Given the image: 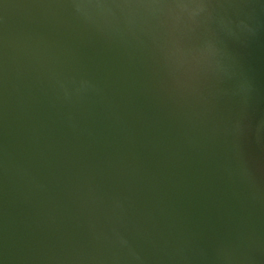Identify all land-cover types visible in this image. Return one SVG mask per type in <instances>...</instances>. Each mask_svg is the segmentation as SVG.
<instances>
[{
  "label": "water",
  "instance_id": "obj_1",
  "mask_svg": "<svg viewBox=\"0 0 264 264\" xmlns=\"http://www.w3.org/2000/svg\"><path fill=\"white\" fill-rule=\"evenodd\" d=\"M0 264H264V0H0Z\"/></svg>",
  "mask_w": 264,
  "mask_h": 264
}]
</instances>
